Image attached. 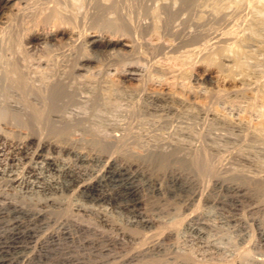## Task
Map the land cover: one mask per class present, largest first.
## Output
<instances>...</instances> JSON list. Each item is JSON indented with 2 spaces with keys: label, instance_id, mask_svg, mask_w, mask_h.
I'll use <instances>...</instances> for the list:
<instances>
[{
  "label": "bare ground",
  "instance_id": "1",
  "mask_svg": "<svg viewBox=\"0 0 264 264\" xmlns=\"http://www.w3.org/2000/svg\"><path fill=\"white\" fill-rule=\"evenodd\" d=\"M19 1L20 2L22 1L21 7L16 8L14 10V5L13 4L10 5V2L8 0H0V83H2V85L0 87L3 86V89L5 90V94H6L5 98L1 99V102H0V103H2L1 105H4V108H2L0 105V107H1L0 108V140H8L10 142V145L12 148L11 150H13V152L11 153L10 161L15 162L16 157L27 156L28 150L26 149V146H28L29 142H31L32 140L38 139L37 140L38 145H36L37 149L35 150V152L33 151L32 156L29 158H30V161H37V159H42L41 163L44 164V167L43 168L38 167L37 169H35L34 167H31V165L29 164L26 167L24 166L21 169V171H18V172H15L16 170L13 171L11 169H8L7 171H2V172H0V185L1 184L2 185L3 184L4 185L10 184L11 186H13V184H16V183L19 184L20 183V185L22 186V184H24V189L30 190V191H37L38 193H42L41 195H43V196L44 195L47 196L50 194H52V195L55 194V196H56V194H59V193H62V194L66 193V194H72V195L75 194L77 198L75 199V203L70 204L71 210H72L71 212L75 213L74 215H76V216H80V215L86 216L87 214L93 215V216L95 215V217L97 219V224L94 225L93 227L92 226L90 227L87 225H83L80 223L73 222L69 218V216H67V215L62 216V215L57 214L55 216V215H53V212H52V215L49 214L53 210L50 211L47 209H50V208L56 209V206L59 205V203L57 202V200L55 198L54 199H43V200L37 199L35 202L36 208L32 209V207L31 208H24V207L21 208V206H18V205L11 203V202H8L7 200H9V199L6 198V194L0 193V264H31L32 262H36V261L38 262L41 259L51 261L55 264H105L107 257H110L114 260V261L111 260V262H109L110 264H168V263H171V264H197V262L195 263L191 259H190L191 261H189L188 258H187L188 260L187 259L185 260L184 258L181 259V257H179L180 255L179 256L177 255L178 253L176 254L173 250H171L170 248H167V246L170 245V242H172L174 235L177 234V229H179V228H177L175 230V224H173V223L169 224V226H166L163 229L161 228L162 231L160 229V232H157L154 235L152 234L153 236H151V234H149L151 237L149 239L147 238L148 240L144 239L145 241H142V239H140V237L142 235L140 237H138L139 234L142 232H146V233L147 232L148 233L153 232L154 233L155 231H157V230H155V231L153 230L155 227L154 226L155 220L152 219L150 216H148L147 212H145L146 210L144 209V207L142 208V202H141L139 194H138V188L140 187V185L136 184L137 183L136 179H134L133 177H125L126 173L124 172L125 173L124 174L121 171L122 169L120 168V166H119V168H118V166H116V162L118 160H122L123 162L125 161V162L132 164L134 166H145V167L146 166H151V167L155 166V168H157L156 170H159V168L162 169V174L169 177V175H170L169 173L171 171L168 173V170H166L167 167L165 168L163 163L167 164L168 162H170L173 158V153H171L172 155L171 154L168 155V154H165L163 151L165 150L166 145L170 146L173 142L161 139L162 141L155 142L156 145H153L151 143L152 145H150V146L148 145L147 148L141 147L142 145L140 147H138L139 143H136V144H138V146H137L138 148L136 147L134 149L137 150L136 154H138V156L134 157V156L130 155V153H129L130 156L128 157L127 152H131V151H128V149L130 147H132L131 145H133V147L136 145V144H134L135 141H132V140H134L135 137L132 138V140H130L132 142H129V138H131L130 136H135L134 134H136V132L135 133L133 132L134 134L132 135V133H130L131 131L129 130V128L123 127V126H125V124L123 126H121L119 124L120 127H113V129L110 128L112 131L109 135V139L114 141V143H116V146L114 145L113 146L114 148L109 147L107 149L106 148L107 145H106L105 148L107 150H104L102 152L99 151L100 153L97 151L99 157L103 159V163H101L102 164L101 168L100 169L98 168L99 169V171H97L98 175L96 177L94 176V178L89 179V180H86L82 175L79 174V172H76L75 170H73L72 167H68L67 163H66L67 166H66V164H63L62 163L63 161L61 162L59 159H57V157L56 158L49 157L46 154H44V152L47 153L46 148L51 149V150H53L52 148H59L61 150V152H64L67 154L73 152L75 147L73 148V145L71 143H69L70 141L67 139V137H62V135H60L58 137L57 135L61 134L63 132L67 134V132H65V131H67V129L70 126H74L78 130V127H80L82 122L85 121V119L82 116L83 114L81 112V106L84 105L86 102H88L91 99V97H93L94 93L96 92V91L94 92V89L96 87H94V89H93V87L91 86V81L93 80V75L91 73L94 70H95V74L97 73V75L98 74L100 75V74L105 73V76L107 75V73L109 74V70H112V69L115 70L116 75L121 78V81L119 82L121 84H119V85H122V86L117 85L118 86L117 87L115 85V83H113L114 85H110L112 82L110 83L109 81L108 82H109L110 86L109 87L107 86L108 87L107 90L108 91H112V90L114 91L115 90V94H116L117 89H121V90L124 89V91H126V90L128 91V88L126 87V83L133 82V81L139 82L140 85H138L137 88L138 87L140 88L142 97L145 101L144 102L143 100H140V101H142V104L145 105L144 106L145 110L144 109L143 110L145 111L144 113L147 114V117L150 116L154 119H163V120L170 115L176 114L175 117H177V113L179 111L184 109L189 103L191 104V102H192L191 100H190L191 102L187 103V101L177 98L176 95H175L176 97L173 96L172 93H171L172 95L171 94L168 95L166 93L162 94L159 92L158 93H153V92L148 93L147 89L145 88V85H147L146 83H152V80L154 81L156 79L154 76L161 79L159 81L157 79L155 80L158 83H160L159 85H161V88H163L167 84L166 82L169 80H176V81L180 80L181 82L185 81V82H188V84L192 82L191 81V79H192L191 72L189 74V72L187 73V71L184 69L185 71L182 70L184 72L176 73L175 70L174 71L172 70L173 68L171 69L170 67H166L163 64H160V60L163 59V60H170V61H175V62L177 61V62H180L182 65L187 66L191 62H193L195 57L197 55H199L201 52H203V51L206 52L207 48L212 44L211 43L212 38H209L212 35L199 40L198 38L201 37V34H199L200 37H197L196 33L194 32V30H192V28L183 29L182 27H180L182 21L184 20L183 17L185 16L186 11L195 3V0H189L187 3H185L186 5L183 4V2L179 3L176 0H19ZM203 1H205V0H203ZM208 1H205L204 3H206V2L208 3ZM211 1L213 2V0H211ZM214 1H216V2H214L215 4L213 3V5H216V3H220L219 0H218V2H217V0H214ZM229 1L230 0L226 1L227 4ZM237 1H239V0H237ZM237 1L235 0L234 2L237 4L238 3ZM247 1L249 2V0H247ZM212 2H211V5H212ZM234 2H233V4H234ZM242 2L245 3V5L247 6L246 2H244L243 0L241 1V3ZM250 3H251V0H250ZM260 3L261 2H257L256 4H258V5L257 6L255 5V6L258 8ZM263 3H261V4H263ZM197 4H198V1H197ZM208 4H206V5H208ZM227 4H225V5H227ZM242 4H240V5L242 6ZM211 5H209V6L211 7ZM225 5H224V7H225ZM229 5L231 6L232 4H230V2H229L228 6ZM235 5H232L233 8L237 7V6L234 7ZM245 5L242 6V9ZM248 5L250 6V4H248ZM209 6L208 7L206 6V7L209 8ZM195 7H197V5ZM199 7H203V11L206 9L205 6H199ZM218 7H215V8L217 9ZM220 7H222L221 3H220ZM237 8L240 10L239 7H237ZM193 9L196 10L195 8H193ZM199 9H197V10H199ZM222 9H223V7H222ZM258 9L259 10L255 11V12L251 9V7H250V9H248V10H252L253 13H256V15L254 17L255 21H252L254 19L250 18L251 14H252L251 11H248V13L251 12V14H249V15L247 14L248 18H250V22L251 21L254 22V23H252V25L254 24L253 25L254 27L250 26V27H253L251 29L249 26L247 28L244 25V27L247 28V31L244 29L246 32H249V30H248L249 28L251 29L249 34H247V35L243 34L244 33V30H243V33L239 32V33H241L240 38H238L239 34L236 35V38L239 39L238 40L239 43L237 42L238 43V46H237L238 49L235 50L236 47L234 46L235 47L234 48L230 43H229V45H231V46L226 47L228 45H225V44L226 43L228 44V41L225 43V41H226V39H225V41H224L225 44H223L225 46L222 45L225 48L221 49V51L219 50L218 54L222 57L223 61L226 63V65L224 64L226 67L225 70L228 73V74L226 73V75H228L229 77H232V78L237 77L238 81L242 82V84L248 85L250 88L252 87L250 85L253 84L254 89L256 88L257 91H262L264 93V73H262L263 71L261 72V70H260L261 66H260V69H258L256 67V65L259 64L257 60H255L256 63H254V64H252L254 62V59L252 60V63L247 62V58L248 57L251 58L250 57L251 54L249 52L250 48L248 50H246L247 47H249L252 43H254L256 45H257V43H259L260 46L258 45L259 47H257V48L261 49V51L264 52V37H263L264 31L262 30V29H264V4L262 5L261 9L260 8H258ZM201 10L202 9H200V12H198V13L202 14L203 12H201ZM6 11L10 12V14H8L9 17L7 16L8 18H5L6 20L3 21L1 16ZM190 11H188V12H190ZM206 11H207V9H206ZM210 11L211 10H208L207 12H210ZM213 11H215V9ZM217 11H218V9H217ZM244 11L245 10H243L242 12H244ZM227 12H228V10H227ZM204 14H206V13H204ZM229 15H231V14H229ZM198 16H201V15H198ZM203 16L204 15L202 14V17ZM215 16H216V14H215ZM241 18H242V16H241ZM245 18H247V17H245ZM200 19H202V18H200ZM191 20H193V19H191ZM194 20H195V17H194ZM240 21H242V20H240ZM246 21L247 20H245V22ZM185 22L188 23V21H186V20H185ZM232 22H234V21H232ZM235 22H236V19H235ZM238 22H239V19L237 20V23ZM196 24H198V23H196ZM234 24H233V26H234ZM182 25H183V23H182ZM230 25H232V24H230ZM186 26H187V24H186ZM209 28H210V26H209ZM239 29H243V28H239ZM259 30L261 32L263 31L262 32L263 34L261 33L262 37H261V35H259L260 33L258 34ZM231 31H233V27H232ZM202 32H204V31H202ZM233 32H236V31L234 30ZM206 33H204V34L207 36L208 33L207 34ZM225 33L227 34V32H225ZM70 34L75 35L74 40L70 39V42H64L65 38ZM204 34H202V35H204ZM242 34H243V36H242ZM149 36L154 37L156 39H164L166 42H167V40L169 41V39H172L173 41L175 40L177 43L174 46L170 45L171 47H168V46L165 47V45L151 46L148 44L149 42L148 43L145 42V40H146L145 38L146 37L148 38ZM232 37H234V39H235V36H232ZM217 39H219V38L217 37ZM222 39H224V38H221L219 41H221ZM121 41L122 42L128 41V42L132 43V46L123 45L125 47H130L129 51L123 52V50H118V49L116 50V46H118V45L122 46ZM222 41H221V43H222ZM171 43H174V42H171ZM217 43H219V42L217 41ZM217 43H214V44H217ZM214 44H213V47H216L217 45L215 46ZM218 48H217L216 52H218ZM255 49H254V53L256 52ZM212 52H213V50H212ZM212 52H211V54H212ZM208 53H209V51H208ZM214 54L215 53H213V55ZM259 55H257V56H259ZM261 55H262V53H261ZM214 56L217 57L216 55H214ZM215 57H213L212 55L210 57H206V59H204V60L207 64L205 62H203L204 60L202 62L208 66L209 65L211 66V64L216 65V62L218 59H216ZM197 58H198V56H197ZM252 58H253V56H252ZM261 59H264V58H261ZM223 61L221 60V62H223ZM248 61H249V59H248ZM259 62H261V61H259ZM218 67L219 68L223 67V64H221V66L219 65ZM100 68H102V70ZM84 72H85V74H87V73L91 74V77H89V78H92L91 81H90V79H87L88 77H86V79H85L86 75L83 74ZM97 75H95V76L98 78ZM100 77L98 80H100ZM151 77L152 78L154 77L155 79L151 80ZM97 78H96V80H97ZM250 79L252 81L253 80L254 81L250 83ZM102 80L103 79L101 78V82H102ZM103 81H105V79ZM106 81H107V79H106ZM95 82H97V81H95ZM93 83H92V85H93ZM104 83L102 82V84H104ZM158 83L156 85H158ZM174 85H176V84H174ZM93 86H95V85H93ZM168 86H169V84H168ZM248 86H246V87H248ZM101 87H103V86L101 85ZM105 87H106V85H105ZM176 87H177V85H176ZM187 89H188V87H187ZM252 90H253V88H252ZM108 91H107V93H109ZM133 91L135 92L136 90H133ZM152 91H154V90H152ZM194 93H195V90H194ZM245 93H247V92H245ZM256 93H258V92H256ZM2 94H4V93H2ZM119 94H121V93H119ZM253 94H255V92ZM111 95H114V93ZM136 95L138 96L139 93ZM94 96H96V95H94ZM132 96H133V94H132ZM106 98H108V97H106ZM263 98L264 97H262V99ZM120 99H121V96H120ZM133 99H136V97L134 98V96H133ZM140 99H141V97H140ZM209 99H211V98H209ZM237 99H238V97H236V100L232 98L231 102L235 103V104L246 103L247 106H249V107L253 106L254 102L251 101L252 98L249 101L243 100V99L242 100H240V99L237 100ZM137 100H138V98H137ZM256 100L257 99H255V101ZM127 101L129 102V100H127ZM130 101H132V100H130ZM140 101H139V103H141ZM205 102H207V101H204V103ZM89 103H93V102L89 101ZM133 103H135V102H133ZM232 103H231V105H232ZM94 104H95V101H94ZM136 104L138 105V103H136ZM139 105H141V104H139ZM203 105L205 106V104H203ZM212 105H213V103H212ZM216 105H218V104H216ZM90 106H91V104H90ZM191 106H193L192 109L194 110V112L198 116V118L200 116L202 118H203V116L205 118H210V117L214 116V112L212 113V111H210L209 109H204L203 106L201 108H199V106L196 107V105H191ZM137 107H139V106H137ZM262 108H264V106H262ZM139 110H141V109H139ZM139 110H138V112H139ZM187 110H188L187 113L189 114V109L187 108ZM211 110H213V109H211ZM2 111H3V114H2ZM86 111H87V109H85V113H86ZM250 112H251V110H250ZM184 113H182V114H184ZM216 115H218V114H216ZM12 117L20 118V122L22 119L23 122H25L28 125L30 130L28 131V129H26L27 131L25 130V132L22 133V135L15 137L16 135L14 134L15 135L14 136L13 132H15V130L18 127L13 123V121H12L13 124L10 122V118H12ZM133 117H135V116H133ZM141 117H142V115H141ZM180 117H182V116L180 115ZM191 117L194 118V115ZM131 118H132V116H131ZM212 118L215 119L216 117L215 118L212 117ZM224 118L225 119L221 118L223 124L229 126L231 128V130L233 131V133L234 132L236 133V134L234 133L236 137H245L247 140L251 141L256 137L259 138V137H262L264 135V123L262 122V120L257 125L252 127L248 122L247 123L243 122L242 119L236 120V121H233V120L227 121L226 117H224ZM108 119H110V118H108ZM186 119L188 120V117ZM195 119L197 120L196 117H195ZM213 119H212V121H213ZM148 120H150V119H148ZM202 120H201V122H202ZM126 121L127 120H125V123H126ZM183 121L184 120H182V122ZM209 121H207V122H209ZM92 122H93V120H92ZM153 122H155V121H153ZM213 122H215V121H213ZM88 123H90V122H88ZM120 123H122V122H120ZM101 124H103V123H101ZM145 124H146V122H145ZM147 124H148V122H147ZM152 124H154V123H151V125ZM159 124H161V123H159ZM188 124H189V122H188ZM218 124H220V123H218ZM27 125H25V126L27 127ZM83 125L85 126V124H83ZM116 125H118V124H116ZM126 125L128 126V123H126ZM149 125H150V121H149ZM162 125H163V123H162ZM162 125L160 128H162ZM89 126H87V127L89 128ZM94 126H93V128H94ZM130 126H131V124H130ZM130 126H128V127H130ZM216 126H219V125H216ZM108 127H109V125H108ZM136 127H138V130H136V131H139V129H140L139 126H136ZM136 127H134V128H136ZM164 127L167 128L166 126H164ZM177 127L179 128V125ZM220 127H217V128H220ZM154 128H156V126ZM151 129H150V131H151ZM186 129H188V128H185V131H186ZM71 130H73V129H71ZM71 130H70V132H71ZM101 130H103V129H101ZM133 131H135V130H133ZM142 131H143V129H142ZM144 131H146V130H144ZM154 131H155V129H154ZM189 131H191V130H189ZM224 131H226V129ZM97 132H99V130ZM139 132H138V134H139ZM146 132H147V134H149L148 129ZM152 132H153V130H152ZM88 133H90V132H88ZM91 133H92V131H91ZM140 133L142 134V132H140ZM94 134H96V136L98 135L96 132ZM159 134H160V131H159ZM234 134H232V135L234 136ZM79 135H80V133H79ZM163 135H165V134H163ZM171 135H172V133H171ZM207 135L209 136V134H207ZM64 136H67V135L64 134ZM159 136H161V135H159ZM190 136H191V134H190ZM202 136H203V134H202ZM229 136H231V135H229ZM136 137H137V135H136ZM139 137L140 136H138V138ZM149 137H151V136H149ZM184 137L185 136H183V138ZM215 137H217V136H215ZM107 138H106V140H108ZM188 138H191V137L188 136ZM188 138H186V139H188ZM100 139H102V136ZM217 139H219V138H217ZM97 140H98V138H97ZM147 140L149 141V138ZM205 140H206V138H205ZM259 140H260V138H259ZM105 141L103 140L104 143H105ZM150 141H152V139ZM172 141H174V140L172 139ZM222 141L225 142V140H222ZM228 141H229V139H228ZM109 142H111V141H109ZM138 142H140V141H138ZM187 142H190V143L189 144L183 143L182 139L180 140V138L177 139L176 141H174V143L176 145L178 144L179 146L180 145L187 146V148L189 147L191 149L194 148V150L196 152L201 153V156H203V161L205 162L204 164L206 166V171L211 172V174L210 173H208V174H210L211 177H214L216 174L214 176L212 174V168H213L212 164L213 163H211V157H214V156L218 157V156H216V155L211 156V151L213 150V148H212L213 146L212 147L209 146L208 145L209 143H207L206 141H204V142L207 144H203V145L202 144L198 145V143L193 145L194 143L191 144V141H187ZM226 143H228V142H226ZM226 143H224V145ZM101 144H102V142H101ZM236 144H237V142H236ZM239 144H240V142H239ZM219 145H221L220 142L216 146H219ZM232 145H234V144H232ZM152 147L155 149L151 150ZM223 147L225 148V146H223ZM223 147H222V149H223ZM232 147L234 148V146H232ZM177 148L179 149V147H177ZM156 149L157 150L160 149V153H163V154H161L160 158L158 157L160 159V161H156L155 163H153L152 162L153 160H152V161L148 162L149 160L146 159V155L149 153H152L153 151L156 152L157 151ZM225 149H226V153H228L227 150L229 148L226 147ZM225 149H224V151H225ZM241 149L243 150V148H241ZM241 149H239V151ZM170 150H171V148H170ZM217 150H219V149H217ZM79 151H81V150H79ZM216 151H215V153H216ZM230 151H231V149H230ZM239 151L238 152L233 151L232 153L229 152L231 154H230V157L228 156L229 158L226 159L227 161L225 160L226 163H224L223 161L218 162L219 169H220V163H221V167L223 166L224 168H226V165L229 164L228 165L229 167H227V168L231 169L233 171L232 172L233 175L231 174L230 176H233V177L239 176L240 177V176L244 175L243 177L245 178L247 175V177H246V179H247L248 176L250 175V177H252V180H257V179L261 180L262 176L264 175V173H262V172H264V169L257 170V167H256L257 163L255 162L256 163L255 164L254 161L252 159H250V157L248 156L249 154L247 155V154H244L243 152H239ZM143 152H146V154L145 155L142 154ZM189 152L187 151V153H189ZM217 154L219 155V151ZM226 156L223 155L224 158ZM79 157H82V156H79ZM79 157H77V158H79ZM190 157H192V156L190 155ZM220 157H219V160H220ZM104 158H105V160H104ZM84 159H86V157ZM18 160H19V158H18ZM174 160H175V158H174ZM196 161H198V159ZM196 161H195V164H196ZM197 163H199V162H197ZM200 164H199V167H200ZM261 164H262V162H261ZM196 168H197V166H196ZM196 168H195V170H196ZM177 169H179V168H177ZM219 171H217V172H219ZM153 172H155V171L153 170ZM225 172H227V171H224V174H225ZM259 172H261L263 175L259 176L260 175ZM47 173L49 175H47ZM148 173H150V172H148ZM204 175H205V173H204ZM203 176L200 178L201 183L198 184V186L200 185V187L197 186L198 188L194 189L193 191L188 190V188H184L185 186H179L177 184L179 182L176 183V181H174V179H172V181H170V182H172L171 184L173 186L170 185L169 188L161 185L162 182L160 184V183L153 182V181H151V183H150V181L148 183H146V186H148V188L151 189L152 194H155L156 196H161V195L165 196V194H167V195H169V197H173L179 201H181V200L184 201L183 199H185V197H186V195L184 196V193L186 194L187 192L192 191V193L189 192L191 195L186 198L185 203L188 202V204H189L191 202H194V203L198 202V204H200V203H208V202L211 203L212 202V205L215 208H217V206H223V207L226 206L224 200H222V201L213 200V199H211L212 196L210 197V196H206L205 195L206 193L204 194L203 189H201V186L207 180ZM196 178H198V177H196ZM28 179H31L32 181H27ZM250 180H251V178H250ZM259 180H258V182H259ZM209 182H211V181H209ZM209 182L207 181L206 184H208ZM214 182H216V181H214ZM262 183H264V182H262ZM262 183H261V185H262ZM141 186H143V185H141ZM144 186H143V188H144ZM227 186H229V185H227ZM204 188H207L208 191H212V189H213V188L211 189V187H209V185H207ZM237 188L240 189L242 187L238 185ZM251 188H253V187H251ZM226 189H228V188H226ZM226 189L222 188V190H226ZM0 192H3V191H0ZM263 192H264V187H263ZM263 192L260 194H263ZM7 196H8V194H7ZM141 199H142V197H141ZM211 200H213V201H211ZM76 201H79V202L77 203ZM70 202H73V201L70 200ZM60 206L63 207L64 204L62 205V203H61ZM196 206H197V204H196ZM205 206H206V204H205ZM213 206H212V208H213ZM194 207H195V205L193 206V208ZM186 208H188V207H186ZM143 209L145 211H143ZM117 210H119V212H121L125 216V218L127 219L128 225H126V226H131L133 229L134 228L138 229V231L135 230V233L138 236H135L136 235L135 233H134L135 235L132 234L133 230L131 231L129 228L123 227V226H121V224H117L114 221H111L112 219H109V217H108L109 213H114L115 211L117 212ZM195 211H196V208H195ZM187 213H188V211H187ZM185 217L187 220H185L182 223V224H184L186 222L185 225L183 226V229H184V227H189V228L193 229L194 223L196 224L195 221H197L199 215L195 214V212H193L191 214H188ZM122 219H124V218H122ZM156 221H158V220H156ZM117 222H119V221H117ZM90 223H92V222H90ZM161 223H164V226H165L164 221ZM179 224L181 225V222ZM245 224H247V223L245 222ZM122 225H123V223H122ZM98 228H101L102 231H99L100 229L98 230ZM71 229L76 230L82 237H84V239L80 243V246L75 247V249L79 248L78 251H86V253H88V254H86V256L85 255H83V256L80 255V257L79 256L73 257L74 255L69 256V255H72L71 252L69 255L64 254L65 253L64 250L66 248L63 249V248H61V246L62 245L68 246L69 243L72 244V243L76 242V238H75L74 234H72ZM197 229L196 228L193 229V231H195V234L199 231V230L197 231ZM74 230H73V232H74ZM110 231H112V233H114V234L113 235L109 234ZM179 231H178V233H179ZM201 233H202V231H201ZM143 234L145 235V233H143ZM149 235H147V236H149ZM195 238H196V236H195ZM139 239H140V241H142L140 246L137 245L138 247L136 246V248L133 246L134 247L133 250L129 251L130 246H128L126 243L128 242V244L132 246V243L130 244L129 240H133V241L138 240V242H140ZM197 239H199V238H197ZM125 240H127V242ZM78 242L79 241H77V243ZM172 246H174V244ZM71 247L72 246L70 245L69 248H71ZM77 249L75 251H77ZM79 253L80 252H78L77 254H79ZM185 256L189 257V256H187V254ZM213 264H216V263H213Z\"/></svg>",
  "mask_w": 264,
  "mask_h": 264
},
{
  "label": "rangeland",
  "instance_id": "2",
  "mask_svg": "<svg viewBox=\"0 0 264 264\" xmlns=\"http://www.w3.org/2000/svg\"><path fill=\"white\" fill-rule=\"evenodd\" d=\"M8 1L10 2V5L11 4L14 5V10L16 8H20L21 5H22V1L20 2L19 0H8ZM176 1H178L179 3H182L183 2V4H185L189 0H184V1L183 0H176ZM197 1H198V4H197ZM202 1L203 0H201V1L200 0H195V3L191 6L192 8L190 7L186 11L185 16L183 17V19H184L183 21L184 22L182 21L183 25L181 23L180 27H182L183 29H190V28H192V30H194V32L196 33L197 37H200L199 34H201V37L198 38L199 40H201L202 38H206V37H209L210 35H212V36L209 37V38H212V42H211L212 44L207 48L206 52L205 51L201 52L200 53L201 55L200 54L197 55L198 58L196 56L195 59L193 60V62H191L187 66H184L180 62H177V61L175 62V61L163 60V59L160 60V64H163L166 67H170L171 69L173 68L172 70L173 71L175 70L176 73H181V72H184L185 70L187 71V73L189 72V74L191 72V75H192L191 81L192 82L188 84V82H185V81L184 82H181L180 80L179 81L169 80V81L166 82L167 84L163 88H161V85H159L160 83H158L157 81H155L156 79L158 81L161 80V79L158 78V77H156V76H154L156 79L154 77L153 78L151 77V80L152 79H155V80L154 81L152 80V83H146L147 85H145V88L147 89L148 93H152V92L153 93H158L159 92V93H162V94L163 93L164 94L166 93L168 95H170L172 93L173 96L176 95L177 98L182 99V100H185V101H187V103H189V102L192 101L194 104L191 102V104L189 103L190 105L188 104L185 107L186 109L184 108L181 111H179L177 113V117L178 118L175 117L176 114L175 115H170V116L166 117L164 120L163 119H154V118H152L150 116L147 117V114L144 113L145 112L144 111L145 110L144 109V106L145 105L142 104V101H140V100H143L144 101V99L142 97L140 88L139 87L137 88V86L140 85L139 82L133 81V82L126 83V87L128 88V91L126 89H125L126 91H124V89H122V90L121 89H117L116 90V94H115V90L114 91L113 90L112 91H108L107 90V88L110 85H114L113 83H115L116 86L119 85V84H121V83H119L121 81V78L116 75L115 70H113V69L112 70H109V74L107 73L108 76L107 75L105 76V73L100 74V75L99 74L97 75V73L95 74V70L92 71V73H91L93 75V80L92 81L94 83L91 81L92 78H89V77H91V74L90 73L85 74V72H84L83 74L86 75V76L84 75L85 76V79H86V77H88L87 79H90L91 86L93 87V89H94V87H96L94 89V92L96 91L94 93V95H96V96L93 95V97H91V99L89 100L90 102L92 101L93 103H89V101H88V102H86L84 104L85 106L84 105L81 106V112L83 114L82 116L85 119V121H83L84 123L82 122L81 126L78 127V130H77L76 127L70 126L67 129V131H65V132H67V134L63 132L67 136H64L63 133L57 135L58 137L60 135H62V137H67V139L70 141L69 143H71L73 145V148L74 147L75 148H74L73 152H71L69 154L64 153V152H61V150L59 148H52L53 150L46 148V152L47 153L44 152V154H46L49 157H54V158L57 157V159H59L61 162L63 161L62 162L63 164H66L67 163L68 164V167H72L73 170H75L76 172H79V174L82 175L86 180H89V179L94 178V176L96 177L98 175V172L97 171H99V169L101 168V165H102L101 163H103V159L99 157L97 151L98 152L99 151L102 152L104 150H107L109 147H113L114 145L116 146V143H114V141H112L111 139H109V135H110V133L112 131L111 129H113V127H120V125L123 126L125 124V126H123V127L129 128V130L131 131L130 133H132V135L136 132V134H134L135 136H130L131 138H129V142L135 141L134 144L139 143V146H138V144H136L134 147H133V145H131L132 147H130L128 149V151H131V152H127L128 157L130 155H132L134 157L138 156V154H136L137 153V150L134 149L137 146L140 147L142 145L141 147H143V148L146 147L147 148L148 145L149 146L152 145V144L153 145H156L155 142H157V141H162V140L171 141L173 143L170 146L169 145H166L165 146V150L163 151L165 154H168V155H170L171 153H173L172 160L170 162H168L167 164L166 163H163L164 164V167L165 168L167 167L166 170H168V173L170 171L172 172V173L171 172L169 173L170 174L169 177H167V176H165V175L162 174V169L159 168V170H156L157 168H155V166H152V167L151 166H146V167L145 166H134V165L129 164V163L125 162V161L123 162L122 160H118L116 162V166H118V168L120 166V168L122 169L121 171L123 173L124 172L126 173L125 177H133L137 181L136 184L140 185V187L138 188V194H139L140 200L142 202V208L144 207V209L146 210L145 211L143 209V211L147 212L148 216H150L152 219L155 220V222H154V226L155 227H154L153 230L154 231L157 230V231H155L154 233L153 232H150V233L147 232L146 233V232H142L141 231L142 233H140L139 236H138L135 233V230L138 231V229H135V228L133 229L131 226H126V225H128L127 219L125 218V216L121 212H119V210H117L118 213L116 211L114 213H109V216H108L109 219H112L111 221H114L117 224H121V226H123V227L129 228L131 231L133 230L132 231L133 233L132 232L131 233L133 235L136 234L135 236L140 237L142 235L140 237V239H142V241H145L147 238L149 239L151 236H153L157 232H160V229L161 228L163 229L164 227L169 226V224H171V223L175 224V230L177 228H179V229H177V234L174 235L172 242H170V245H168L167 248H170L176 254L178 253L177 255L178 256L180 255L179 257H181V259L184 258L186 260L188 258L189 261L192 260L195 263L197 262V264H205V263L206 264H209V263L210 264H213V263H216V264H218V263L219 264H222V263L223 264L224 263L225 264H264V192H263L264 183H262V182H264V175L262 174L264 172H262V173L259 172L260 175L258 174L259 176H262L263 175L262 178H261V180H259V179L252 180V177H250V175L248 176L247 179H246L247 175H246L245 178L243 177L244 175L243 176H240V177L239 176H236V177L235 176L234 177L233 176H230L233 171L231 169H228L227 168V167H229L228 166L229 164L226 165V168H224L223 166H222L223 167L222 168L221 167V163H220V169L218 167V165H219L218 162L223 161L224 163H226L225 160L230 157V154L233 151L234 152H236V151L238 152L239 149L243 148V150L241 149L239 152H243L244 154H247V155L249 154L248 156L250 157V159H252L254 161V163L255 162L257 163V164L255 163L256 164V167H257V170L264 169V137H263L264 135L262 137H259L260 140H259L258 137H256V138H254L251 141L247 140L245 137H236L235 136L236 133L234 132L235 133L234 134L233 131L231 130V128L229 126L223 124V122H222V119H225L224 117H226V120L227 121H232V120L233 121H236V120L242 119L243 122H245V123L248 122L252 127H254L259 122H261V120L264 123V121H263L264 120V108H262V106H264V98L262 99V97H264V95H263L264 93L262 91H257L256 88L254 89V87H253L254 85L253 84L250 85V86H252L250 88L248 85L242 84V82L238 81L237 80V77L236 78H232V77H229L228 75H226V73H227L226 70H225L226 69V67H225L226 63L223 61L222 57L218 54L219 53V50L221 51V49H224L225 48V47H223L225 45H228L226 47H229V46L232 45L233 47L234 46L236 47V48L234 47L235 50L238 49L237 48L238 43H239L238 42V40H239L238 38L241 37V33H239V32H242L243 33V30L244 29L247 31L248 26L250 27V26H253L254 25V24L252 25V23H254L252 21H255V18L254 17L256 15V13H253V11L255 12V11L259 10L258 8L261 9L262 5L264 4L263 3L264 1L263 0L262 1L261 0H254V1L251 0V3H250V0H249V2L247 0H243L244 2H246L247 6L245 5V3H243V2H242L243 4L241 3L242 0H239L240 2L236 0L238 2L237 4L234 2L235 0H232L234 2V4H233V2L231 0L229 1L230 4H232V5H235L236 4L234 7L237 6V7L240 8V10L237 7L236 8H233L232 5L231 6L230 5L228 6L229 2L227 4V2H226L227 0H219V2L221 3V6L223 7V9H222V7H220V3H216V5H213V3L216 2L214 0H213V2L211 0H209V1L208 0H205V1H208L209 4L207 2L204 3L205 1H203V2ZM210 1L212 2V5H211V2ZM256 1L257 2H261L263 4L260 3L259 6H258V8H257L256 6L258 4H256L257 3ZM217 2H218V0H217ZM224 3L227 4V5H225ZM206 4H208V5H206ZM240 4H242V6L245 5L243 7V9H242V6ZM248 4H250V6ZM196 5H197L198 8L195 7ZM209 5H211L212 8ZM224 5H225V7H224ZM199 6H205V8L207 9V11L208 10H211V11L210 12H207L206 9L203 11V7H199ZM206 6L207 7L209 6V8H207ZM215 7H218L217 9H218L219 12L217 11V9ZM250 7H251V9L253 11L252 10H248V9H250ZM193 8H195V9L196 8L197 9H199V8L202 9L201 12H203L202 14L205 17L204 16L202 17V14L198 13V12H200V9L199 10H197V9L194 10ZM213 8L215 9V11H213L214 10ZM227 10H228V12H227ZM243 10H245V11L242 12ZM188 11H190V12H188ZM248 11H251L252 14H251V12L248 13ZM204 13H206L207 15L204 14ZM8 14H10V12L6 11L3 14L4 16L3 15L1 16V18H2L3 21L6 20L5 18H8L9 17ZM197 14L198 15H201V16H198ZM215 14H216V16H215ZM229 14H231L232 16L229 15ZM247 14L248 15L251 14L250 18H253L254 20L251 19L252 21L250 22V18H248V15ZM241 16H242V18H241ZM194 17H195V20H194ZM245 17H247L249 20L247 18H245ZM200 18H202V19H200ZM237 18L239 19V22L238 23H237V20H238ZM191 19H193L195 22L193 20H191ZM235 19H236V22H235ZM185 20L188 21V23L185 22ZM240 20H242L243 22L240 21ZM245 20H247L248 22L246 21L247 22L246 23ZM232 21H234V22H232ZM185 23L187 24V26H186ZM196 23H198V24H196ZM230 24H232V25H230ZM233 24H234V26H233ZM244 25L247 28H245ZM209 26H210V28H209ZM232 27H233V31L235 30L236 32L231 31ZM253 27H250V28L252 29ZM239 28H243V29H239ZM250 28L248 29L249 32L251 31ZM245 30H244V33L243 34H245V35L249 34V32H246ZM262 30L264 31V29H262ZM202 31H204V32H202ZM225 32H227V34ZM262 32L259 30L258 31V34L260 33L259 35H261ZM204 33H206L207 36ZM202 34H204L205 36L202 35ZM243 34H242V36H243ZM236 35H238V38H236ZM232 36H235V39ZM217 37L219 39H217ZM261 37H262V35H261ZM263 37H264V35H263ZM74 38H75V35L74 34H70V35H68L65 38L64 42H70V39L71 40H74ZM221 38H224V39H222L223 41L221 40L222 43H221V41H219ZM145 39H146L145 42H147V43L149 42L148 44L151 45V46H155V45L156 46L157 45L158 46L165 45V47H167V46L168 47H171L170 45L174 46L177 43L175 40L173 41L172 39H169V41L167 40V42H166L164 39H156V38L151 37V36H149L148 38L146 37ZM225 39H226V41H225ZM217 41L219 43H217ZM224 41H225V43L228 41V44L227 43L225 44ZM171 42H174V43H171ZM214 43H217V44H214ZM229 43L231 45H229ZM213 44L215 46L216 45L217 46L216 47H213ZM223 44H225V45H223ZM123 45H125V46H132V43H130L128 41H123L122 42V46L121 45L116 46V50L117 49L118 50H123V52L129 51V48L130 47H125ZM258 45H259V43H257V45L254 44V43H252L249 47H247L246 50H248L249 48L252 50L251 51L249 49V52L251 54V56H250L251 58L248 57L247 58V62L248 63H252V60L254 59V62L252 63V64H254V63H256L255 60H257L259 64L256 65V67L258 69H260V66H261V69L260 70H261V72L263 71L262 73H264V68H263L264 67V59H261V58H264V52H262L261 49L257 48V47L260 46V45L259 46ZM217 48H218V52H216L217 51ZM254 49H255V51H256L255 53L257 55L260 54L259 56H257L254 53ZM212 50H213V52H212ZM208 51H209V53H208ZM211 52H212V54H211ZM213 53H215L214 55H216L217 57H215L213 55ZM261 53H262V55H261ZM211 55L213 57H215L216 59H218L217 62L219 60L220 61L218 63L216 62V65L215 64H211V66L210 65L208 66V65H206L207 63L205 62L204 59H206V57H210ZM252 56H253V58H252ZM248 59H249L250 62L248 61ZM221 60L223 62H221ZM202 61L205 62L206 64L203 63ZM259 61H261V62H259ZM218 64L220 66H221V64H223V67H220L221 68L220 69L218 67L219 66ZM100 69L102 70V68H100ZM182 70H184V71H182ZM93 73L95 75H97L98 78ZM99 77H100V80H98ZM96 78H97V80H96ZM101 78L103 80L105 79V81L107 79V81L105 82V81L102 80L103 83L105 82L104 84H102ZM95 81H97V82H95ZM108 81L110 83L111 82L112 83L109 85V82ZM253 81L250 79V83L253 82ZM92 83L95 86H93ZM157 83H158V85H156ZM168 84H169V86H168ZM174 84H176L177 87ZM1 85H2V83H0V86ZM101 85L103 87H101ZM105 85H106V87H105ZM119 86H122V85H119ZM246 86H248V87H246ZM187 87H188V89H187ZM252 88H253V90H252ZM0 89H1L0 90V95L2 93H4V94H2L0 96V102H1V99H4L5 96H6V94H5V90L3 89V86L0 87ZM106 90L109 93H107ZM133 90H136V91L134 92ZM152 90H154V91H152ZM194 90H195V93H194ZM245 92H247V93H245ZM254 92H255V94H253ZM256 92H258V93H256ZM110 93L111 94L114 93V95H111ZM119 93H121V94H119ZM138 93H139V95L137 96L136 94H138ZM132 94H133L134 98L136 97V99H133ZM120 96H121V99H120ZM106 97H108V98H106ZM140 97H141V99H140ZM208 97L211 98V99H209ZM236 97H238L237 100H239V99L242 100L243 99V100H247V101H249L252 98L251 101L254 102L253 103V106H250L249 107V106H247L246 103H242V104L232 103L231 102V99L233 98V99L236 100ZM137 98H138V100L141 103H139V101L137 100ZM255 99H257V100L255 101ZM127 100H129V102ZM130 100H132V101H130ZM94 101H95V104H94ZM204 101H207V102L204 103ZM133 102H135V103H133ZM136 103H138V105ZM212 103H213V105H212ZM231 103H232V105H231ZM1 104L2 103H0V105ZM90 104H91V106H90ZM139 104H141V105H139ZM203 104H205V106ZM206 104L207 105L209 104L211 107L209 105H208L209 106L208 107ZM216 104H218V105H216ZM191 105H196V107L199 106V108H201L203 106L204 109H209L210 111H212V113L214 112V116H212V117H214V118L216 117L215 118L216 120L213 119L212 117L205 118L204 116H203L204 119L201 116L198 118V116L195 114L194 110L192 109L193 106H191ZM137 106H139V107H137ZM1 107L4 108V105H1ZM84 108L87 109V111H86L87 114L85 113V109ZM187 108L189 109V114L190 115L187 113L188 112ZM137 109L138 110L141 109V110H139V112H138ZM211 109H213V110H211ZM250 110H251V112H250ZM103 112L104 113L106 112V113L104 114ZM182 113H184V114H182ZM2 114H3V111H2ZM216 114H218V115H216ZM141 115H142V117H141ZM180 115L182 117H180ZM193 115H194V118L191 117ZM131 116H132V118H131ZM133 116H135V117H133ZM185 117L186 118L188 117V120ZM195 117L197 118V120L195 119ZM15 118L16 117L10 118V122L12 123V121H13V123L18 127L15 130V132H13V135L15 134L16 136L15 135L14 136L15 137H18L19 135H22V133H24L26 129H28V131L30 129H29L28 125L25 122H23L22 119H21V122H20V118H16V119ZM108 118H110V119H108ZM148 119H150V120H148ZM212 119L215 122H213ZM92 120H93V122H92ZM125 120H127L126 123H128V126H130V124H131L130 127H128L126 125ZM182 120H184V121L182 122ZM201 120H202V122H201ZM149 121H150V125H149ZM153 121H155V122H153ZM207 121H209V122H207ZM88 122H90V123H88ZM120 122H122V123H120ZM145 122H146V124H145ZM147 122H148V124H147ZM188 122H189V124H188ZM101 123H103V124H101ZM115 123L118 124V125L120 124V125L118 126ZM151 123H154V124L151 125ZM159 123H161V124H159ZM162 123H163V125H162ZM218 123H220V124H218ZM24 124L27 125V127ZM83 124H85V126ZM177 124L179 125V128L177 127L178 126ZM108 125H109V127H108ZM154 125L156 126V128H154L155 127ZM161 125H162V128H160ZM216 125H219V126H216ZM87 126H89L90 129ZM93 126H94V128H93ZM136 126H139V128H140L139 131L141 130L140 132H142V134L139 131H136V130H138V127H136ZM164 126H166L167 128H165ZM134 127H136V128H134ZM217 127H220V128H217ZM96 128L99 130V132H97L98 130ZM131 128L132 129L134 128L133 130H135V131H133ZM149 128L150 129L152 128L151 131H150ZM185 128H188V129H186V131H185ZM71 129H73V130H71ZM101 129H103V130H101ZM142 129H143V131L144 130L147 131V129H148V133L149 134H147L146 131L143 132ZM154 129H155V131H154ZM225 129H226V131H224ZM70 130H71V132H70ZM152 130H153V132H152ZM163 130L164 131L166 130V131L164 132ZM189 130H191V131H189ZM91 131H92V133H91ZM159 131H160V134H159ZM88 132H90V133H88ZM95 132L98 134L97 136H96V134H94ZM138 132H139L140 135L138 134ZM79 133H80L81 136L79 135ZM171 133H172V135H171ZM189 133L191 134V136H190ZM158 134L161 135L162 137L159 136ZM163 134H165V135H163ZM202 134H203V136H202ZM207 134H209V136ZM232 134H234V136ZM136 135H137V137H136ZM229 135H231V136H229ZM101 136H102V139H100ZM138 136H140V137L138 138ZM149 136H151V137H149ZM183 136H185L186 138H188V136H189L191 138L186 139L184 137L185 138L184 139ZM215 136H217V137H215ZM97 138H98V140H97ZM106 138L108 140H106ZM132 138H134V140H132ZM148 138H149V141L147 140ZM176 138L177 139L180 138V140L182 139V142L183 143H188L189 144L190 142H187V141H191V144L194 143L193 145H195L196 143H198V145H201V144L203 145V144L209 143L208 144L209 146H211V147L213 146L212 147L213 150L211 151V156L216 155L218 157H215V156L214 157H211V163H213L212 164L213 165L212 174H213V176L215 174L217 176L215 175L214 177H211L210 176L211 172H207L206 171V166L204 164L205 162L203 161V156H201V153L196 152L194 150V148L191 149L189 147L187 148V146H182V145L179 146L178 144L176 145L174 143V141L177 140ZM205 138H206V140H205ZM217 138H219V139H217ZM151 139H152V141H150ZM172 139L174 141H172ZM228 139H229V141H228ZM37 140L38 139L32 140L31 142H29L28 146H26V149L28 150V155L25 156V157H16V161L15 162H11L10 161L11 153L13 152V150H11L12 148H11L10 142L8 140H0V172L7 171L8 169H11L13 171L16 170L15 172H18V171H21V169L24 166L26 167L29 164L31 165V167H34L35 169H37L38 167L43 168L44 167V164L41 163L42 162V159H37V161H30V158H29V157L32 156L33 151L35 152V150L37 149V147H36V145H38V141ZM103 140L104 141L106 140L105 143L103 142ZM130 140H132V141H130ZM137 140L140 141V142H138ZM222 140H225V142L222 141ZM109 141H111V142H109ZM204 141H206L207 143H205ZM101 142H102V144H101ZM219 142H220L221 145L216 146V145L219 144ZM226 142H228V143H226ZM236 142H237V144H236ZM239 142H240V144H239ZM224 143H226V144L224 145ZM232 144H234V145H232ZM106 145H107V147H106L107 149L105 148ZM231 145L234 146V148ZM221 146L222 147L225 146V148L228 147L229 148L227 150L228 153H226V149L224 147L222 149ZM177 147H179L180 150ZM170 148H171V150H170ZM154 149L155 148H153V147L151 148V150H154ZM217 149H219V150H217ZM224 149H225V151H224ZM230 149H231V151H230ZM79 150H81L82 152L79 151ZM187 151L188 152L190 151V152L187 153ZM215 151H216V153H215ZM218 151H219V155L221 157L217 154ZM229 152H231V153H229ZM129 153H130V155H129ZM142 154L145 155L146 152H143ZM161 154H163V153H160V149H158L156 152L153 151L152 153L147 154L146 155V159L149 160L148 162H150V161L153 160L152 162L155 163L156 161H160L159 158L161 157ZM190 155L192 157H190ZM223 155L224 156L227 155V156L224 158ZM79 156H82V157H79ZM84 156L86 157V159H84L85 158ZM77 157H79V158H77ZM219 157H220V160H219ZM18 158H19V160H18ZM174 158H175V160H174ZM197 159H198V161H196ZM104 160H105V158H104ZM195 161H196V164L197 165L195 164ZM197 162H199V163H197ZM261 162H262V164H261ZM67 164H66V166H67ZM199 164H200V167H199ZM195 165L197 166V168H196ZM177 168H179V169H177ZM195 168H196V170H195ZM153 170L155 172H153ZM217 171H219V172H217ZM224 171H227V172H225V174H224ZM148 172H150V173H148ZM204 173H205V175H204ZM208 173H210V174H208ZM47 175H49V174L47 173ZM195 176L198 177V178H196ZM202 176L208 182L211 181L208 184H206L207 181L205 180L206 182H204L202 184L201 189H203L204 194L206 193L205 194L206 196H210V197L212 196L211 199H213V200H220V201L224 200L226 206H224V207L223 206H217V208H215L212 205V202L211 203H209V202L208 203H200V204H198V202H196V203L191 202V203L188 204V202L186 201L187 203H185L186 198L191 195L190 193H192V191L194 189H197L198 187H200V185L198 186V184L201 183V179L200 178ZM250 178H251V180H250ZM172 179H174V181H176V183L179 182V183H177L179 186H185L184 188H188V190H192V191H189L190 193L189 192H187L186 194L184 193V196L186 195L185 199H183L184 201H182V200L179 201V200H177V199H175L173 197H169V195H167V194H165L166 197L165 196H162V195L161 196H156L155 194H152L151 189L148 188V186H146V183H148L149 181L151 183V181H153V182H157V183H160V184L162 182L161 185H163L164 187H168L169 188L170 185L173 186L171 184L172 182H170V181H172ZM258 180H259V182H258ZM27 181H32V180L31 179H28ZM214 181H216V182H214ZM261 183H262V185H261ZM237 184L239 186H241L242 188L238 189L237 188V186H238ZM141 185H143V186L145 185L144 188ZM207 185H209V187H211V189L213 188L212 191H208L207 188H204ZM227 185H229V186H227ZM251 187H253V188H251ZM222 188H224V189L228 188V189L222 190ZM0 191H3V192H0V193L6 194V198L9 199V200H7L8 202H11V203H13L15 205L21 206V208L22 207H24V208H31L32 207V209H33V208H36L35 202H36L37 199L43 200V199H54L55 198L57 200V202L59 203V205L56 206V209H54V208L47 209V210H50V211L53 210L49 214L52 215V212H53V215H55V216L57 214L58 215H62V216H66L67 215V216H69V218L73 222L80 223V224H83V225H87V226H90V227L91 226L93 227L94 225L97 224V219H96L95 215L93 216V215L87 214L86 216L85 215L84 216H81V215L80 216H76V215H74L75 213L71 212L72 210H71V205L70 204L71 203H75V199L77 198L75 194L72 195V194H66L65 193L67 195L66 196L65 194L59 193V194H56V196H55V194H53V195L50 194V195H47V196H45V195L43 196V195H41L42 193H38L37 191H30V190L24 189V184H22V186H21L20 183L19 184L18 183L13 184V186H11L10 184H8V185H4V184L2 185L1 184L0 185ZM262 192H263V194H260ZM7 194H8L9 197L7 196ZM141 197H142V199H141ZM70 200L73 201V202H70ZM213 200H211V201H213ZM76 202L78 203L79 201H76ZM61 203H62V205L64 204L63 207L60 206ZM196 204H197L198 207L196 206ZM205 204H206V206H205ZM194 205H195V207L193 208ZM212 206H213V208H212ZM186 207H188V208H186ZM195 208H196V211H195ZM187 211H188V213H187ZM193 212H195V214H198L199 215L197 221H195L196 224L194 223V227H193V229H195V228L197 229L199 227L197 229V231L199 230L196 233L197 235L195 234V231H193V229H191L189 227H184V229H183V226L185 225L186 222L184 224H182L185 220H187L185 216H187L188 214H191ZM122 218H124V219H122ZM156 220H158V221H156ZM117 221H119V222H117ZM163 221L165 222V226H164V223H161ZM90 222H92V223H90ZM180 222H181V225L182 226L179 224ZM245 222L247 224H245ZM122 223H123V225H122ZM162 229H161V231H162ZM73 230L74 229H71V232H72V234H74V236L76 238V242H74L72 244L69 243L68 246L67 245H62L63 244L62 243L61 244L62 245L61 248H63V249L66 248L64 250V252H65L64 254H66V255H69L70 252H71L72 255H69V256H73V255H74L73 257H75V256L76 257H78V256L80 257V255H82V256L85 255L86 256V254H88V253H86V251H78L79 248L78 249L76 248L77 251H75L76 250L75 247L80 246V243L84 239V237H82L76 230H74V232H73ZM98 230L99 231H102L101 228H98ZM178 231H179V233H178ZM201 231H202V233H201ZM110 232H109V234H111V235L114 234V233H112V231H110ZM143 233H145V235ZM146 234L147 235L151 234V236L150 235L147 236ZM195 236H196V238H195ZM197 238H199V239H197ZM140 239H139V241H140ZM77 241H79V242L77 243ZM125 241L127 242V240H125ZM142 241L138 242V240H135V241L129 240L130 244L132 243V246L129 245L128 242L127 243L125 242V243L128 246H130L129 247L130 248L129 251H132L133 248L134 247L136 248L137 245L140 246V244H141ZM173 244H174V246H172ZM70 245L72 246L71 247L72 249L69 248ZM78 252H80L81 254L80 253L77 254ZM186 254L190 258L189 257H186L185 256ZM111 260L114 261L112 258L107 257V260H106L105 264H108L109 262H111ZM31 264H55V263H53L51 261H47V260L41 259L40 261H38V262L37 261L36 262H32ZM168 264H171V263H168Z\"/></svg>",
  "mask_w": 264,
  "mask_h": 264
}]
</instances>
